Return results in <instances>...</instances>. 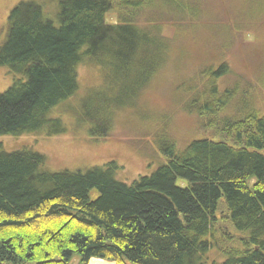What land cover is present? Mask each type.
I'll return each instance as SVG.
<instances>
[{"label":"trees","instance_id":"trees-1","mask_svg":"<svg viewBox=\"0 0 264 264\" xmlns=\"http://www.w3.org/2000/svg\"><path fill=\"white\" fill-rule=\"evenodd\" d=\"M258 2L238 0L228 26L257 14L264 31ZM196 3L60 0L57 27L35 2L11 9L0 66L15 78L0 94V136L64 133L56 115L82 97L78 69L92 65L105 70L113 91L85 93L78 119L90 139L107 142L117 132L111 140L164 164L124 184L112 162L48 173L41 154L0 148V264H264V106L222 84L231 67L219 57L200 53L203 63L184 65L188 57L156 10L177 19L183 9L196 14ZM111 12L114 25L106 22ZM171 70L177 80L191 72L173 88L169 112L193 117L192 129L205 133L181 146L163 134L162 119L138 110L142 92Z\"/></svg>","mask_w":264,"mask_h":264},{"label":"rangeland","instance_id":"rangeland-1","mask_svg":"<svg viewBox=\"0 0 264 264\" xmlns=\"http://www.w3.org/2000/svg\"><path fill=\"white\" fill-rule=\"evenodd\" d=\"M28 1L35 2L41 8L43 17L54 27L58 26L56 19L60 0H0V48L7 38L8 13L18 3H28ZM182 1H188L190 4L196 2V0ZM198 1L195 5V7L198 6L197 9L199 8L196 14H190L183 9L179 14L181 17L177 19L169 14L164 6L156 8L163 15L162 22L166 36H173L177 43V52H182L188 57L183 64L203 63L204 56L200 53L205 52L209 55V59L211 56L219 57L231 67L230 75L222 78V84L237 85L239 96L248 99L254 106L263 107L264 31L262 24L257 22L259 15L256 14L255 18L246 19L244 24L228 26V23L236 17V10L241 8L238 0H200L199 3ZM256 3H259L258 0H255ZM117 21L118 17L115 12L107 14L108 24L114 25ZM235 27L238 29L235 30ZM223 32H225L224 35ZM221 36L225 38L221 39ZM98 70L92 65H84L78 69L80 83L78 94L82 97L67 102L64 111L56 115L65 125L64 133L53 136L43 134H25L19 137L0 136L1 150L6 153L24 149L37 152L44 157L43 171L48 173L85 172L92 168H101L104 164L112 162L116 167L115 179L124 184H130L140 176L150 175L163 165L164 161L161 157H154V155L140 151L125 140H111L116 137L117 132L113 138L111 135L110 141L107 142H93L90 139L87 125L78 119L85 102V93L91 90L94 92L100 88L94 93L108 95L113 91L105 70H100V72ZM190 72L191 70L183 72L185 77L179 80L172 70L169 74L164 73L160 82L156 80L157 83L155 81L139 97L138 110L142 108V111L153 115L154 118L162 119V121L159 119L160 125L165 127V132L162 133L167 137L170 136V140L172 139L173 143L180 146L190 138L205 135L198 128L192 129L194 127L193 117L187 115L181 117L169 112L173 111L172 96L176 94L172 91L173 88L178 81H186ZM14 78L15 75L8 67L0 66V94L11 86ZM242 97L239 98L242 99ZM101 114L102 112H99L97 116ZM230 114L232 113L229 112L227 116ZM195 125L198 126V124ZM130 126L133 132H140V129H136V125V128ZM160 127L157 125L156 128L159 133L161 132ZM189 127L191 129H188ZM129 135L134 136V133L130 132ZM158 160L160 163H157ZM177 184L185 185V182L180 181ZM71 263L76 264L77 259L73 258ZM90 264L111 263L94 259Z\"/></svg>","mask_w":264,"mask_h":264},{"label":"crops","instance_id":"crops-1","mask_svg":"<svg viewBox=\"0 0 264 264\" xmlns=\"http://www.w3.org/2000/svg\"><path fill=\"white\" fill-rule=\"evenodd\" d=\"M92 260H93V259H92ZM92 260H91V261H92ZM89 264H90V262H89ZM111 264H113V263H111Z\"/></svg>","mask_w":264,"mask_h":264}]
</instances>
